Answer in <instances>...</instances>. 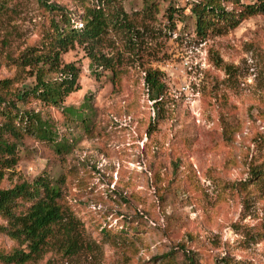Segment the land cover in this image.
Instances as JSON below:
<instances>
[{"label": "rangeland", "instance_id": "rangeland-1", "mask_svg": "<svg viewBox=\"0 0 264 264\" xmlns=\"http://www.w3.org/2000/svg\"><path fill=\"white\" fill-rule=\"evenodd\" d=\"M91 1L48 3L77 20ZM147 1L114 0L142 37L132 46L111 32L97 46L119 59L116 73L95 76L87 50L75 46L61 56L80 71L65 111L32 96L24 104L51 119L69 148L59 154L32 136L9 137L17 163L0 165V188L51 178L83 240L72 254L55 231L23 264H187L186 255L195 264H264V176L248 179L251 166L264 169L256 143L264 134V14L201 39L185 17L190 0H159L150 15ZM50 17L39 0H0L7 97L35 84L28 61L45 52ZM148 70L163 73L160 116ZM71 107H85L84 122L66 113ZM20 246L0 232V252Z\"/></svg>", "mask_w": 264, "mask_h": 264}, {"label": "trees", "instance_id": "trees-1", "mask_svg": "<svg viewBox=\"0 0 264 264\" xmlns=\"http://www.w3.org/2000/svg\"><path fill=\"white\" fill-rule=\"evenodd\" d=\"M39 1L51 13V17L50 30L45 36V52L37 55L33 61H28L35 68V84L28 89L18 90L14 97H7L0 92V165L4 167H13L17 163L15 142H10L9 137L18 141L24 136H32L49 142L59 154L68 150L69 142L59 138L55 123L44 118L39 111L24 106L29 96H32L65 111L62 102L68 94L78 89L80 71L73 63H64L62 54L75 46H82L87 50L91 60L89 66L95 76L99 74L100 68L116 73L119 59L106 56L97 50V46L105 42L111 32L126 34L128 41L134 44L132 46L136 45V39L142 38L122 6L114 3V0H92L89 5H84L77 20L62 5L48 3V0ZM158 1H147L144 11L149 12L147 10L150 8L158 10ZM256 14H264V0H190L189 14L185 17L192 20L196 36L204 39L210 34H223L246 17ZM172 18V14H169V19ZM162 76L163 73L158 70H148L145 76L157 116L162 114L163 109L165 85ZM6 82L7 79L0 80L1 85ZM84 110L85 107H71L66 113H70L74 120L84 122ZM256 143L264 145V134L256 139ZM262 176L264 169L251 166L248 179ZM60 196V186L46 176L0 188V218L4 221V224H0V232L21 244L8 252H0V263L23 264L37 257L48 236L55 231L68 252L74 254L81 248V223L71 210L61 204ZM22 245L25 247L22 248ZM186 258L187 264H195L192 257L186 255Z\"/></svg>", "mask_w": 264, "mask_h": 264}]
</instances>
